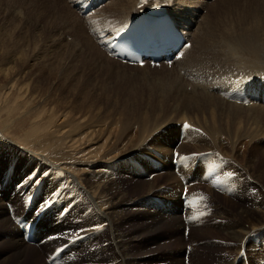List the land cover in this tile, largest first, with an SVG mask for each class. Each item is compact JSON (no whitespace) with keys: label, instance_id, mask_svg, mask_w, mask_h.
Here are the masks:
<instances>
[{"label":"rangeland","instance_id":"374dc122","mask_svg":"<svg viewBox=\"0 0 264 264\" xmlns=\"http://www.w3.org/2000/svg\"><path fill=\"white\" fill-rule=\"evenodd\" d=\"M253 1L264 2L206 1V5L197 12L196 19L205 22L203 18L208 17L214 23L217 21L218 32L225 31L223 35L237 40L236 35L241 37L245 34L240 31L241 25H253L254 18L248 14L255 5ZM63 4H66L65 0H0V203L3 202L0 264H15L11 258L14 250L11 234L20 231L26 238V228L39 215L42 216L36 223L35 236L31 240L26 239V244L41 249L45 241L52 242L71 235L67 242L60 243L59 248L49 252L52 254L45 255L39 264H57V253H67V264H192L199 256H202L200 264H218L233 250L232 242L223 236V232L232 230L230 222L235 223L240 208L249 209L255 214L256 222L259 219L264 223V131L240 135L237 141L228 138L226 132H218L217 145L213 144V139L207 137L197 121L180 118L191 110L176 106L171 100L166 102L158 94V90L171 86L174 91L184 93L179 86L181 83L187 87L191 72L179 71L176 65L166 67L165 63L158 66L149 64L153 68L124 67L112 57L120 63L114 61L113 65L124 77L121 81L109 78L100 70L101 60L98 65H92L90 50L97 44L86 17L81 16L71 3ZM62 6L74 9L79 19L72 10L64 11L65 16L63 12L59 17L57 12ZM104 11L95 19L121 21L123 14L109 8ZM220 40H217L218 47L223 45ZM219 51L229 57L223 50ZM86 62H91L92 66ZM220 66L219 75L214 79L208 78L219 86L228 75L230 81H238L242 69H248L236 58L224 65L221 59ZM15 70L17 75L13 73L12 77L18 79L12 81L10 72ZM205 72L209 73V70L201 74L202 79ZM218 85L210 87L209 84L207 92L222 99L219 92L215 93ZM261 85L264 88V83ZM10 106L19 108L12 122ZM29 106L36 108L30 109ZM243 108L251 111L247 106ZM38 111H41L38 114L42 118L34 115ZM53 112L56 115L51 119L52 127L43 129V117L47 121ZM92 118L97 126L86 129L89 135L76 148L59 143V131L54 135L49 133V130L61 127L62 122L68 125L61 127L65 130L70 124L77 126ZM146 119L153 122L144 132L148 136L140 131L139 125ZM185 121L191 123L186 127ZM120 124L125 125L126 133L116 145L118 148L111 152L108 150L106 158L104 156L107 162L102 164L110 172L109 181L117 183L120 192L126 194L122 201L125 204L121 206L123 212L110 226L97 227L99 220L95 218L93 206L87 205L80 195L66 198L71 212L69 207H65V202L58 205L64 198L61 191L68 185L60 178L63 172L55 168L51 175L41 169L39 155L35 153L40 148V141L26 146L20 138L31 130L38 132L37 138L41 141L51 137V143H59L61 150L49 158L76 171L79 177H86L80 178V182L84 188H89L94 179L87 168V161L99 158V146L105 143L110 146L119 139ZM220 124V128L226 129L225 123ZM74 137L78 140L82 135ZM202 145L206 147L200 150ZM23 146L31 153L23 150ZM182 158L184 163L181 164L185 167L174 168L173 161H182ZM195 159H200V165L198 168L193 166L190 172ZM43 174L46 179L42 178ZM186 176L189 180L184 183L183 177ZM147 184L152 186L149 190ZM182 195L190 205L193 204L192 213L185 212ZM49 218L53 219L51 226L45 225ZM7 220H12L13 230L12 226L5 224ZM251 225L249 222L236 224V230L248 229ZM253 231L258 234L256 232V237L252 238L253 235L248 239L245 243L247 250L243 248L239 255L247 251L264 253V228L258 231L255 227ZM45 233L46 236L43 235ZM79 245L78 251L71 248ZM241 257L243 261L244 255ZM249 263H252L250 259Z\"/></svg>","mask_w":264,"mask_h":264},{"label":"bare ground","instance_id":"6f19581e","mask_svg":"<svg viewBox=\"0 0 264 264\" xmlns=\"http://www.w3.org/2000/svg\"><path fill=\"white\" fill-rule=\"evenodd\" d=\"M65 1H66V4L69 5L68 4V3H70L69 0H65ZM206 1H212V0H203V1H199V0H108L101 8H99L96 11L95 14L86 17L85 20L87 23H89V28H90L91 34L93 35V37H95L96 44L98 46L97 47L96 45H94V49L92 48L90 50L91 51L90 53H92L90 55L91 61L93 62L92 65L93 64L98 65V61L101 60L102 64L99 65L101 68L100 70L105 72V74L109 78L113 77V78H116L117 81H121L124 76L122 75V72H120V70L116 69L113 65V64H115V62L120 64L118 62L120 60L113 57L114 59L118 60V61H116L111 56L110 58L113 60L112 61L109 58V53L106 50V47L102 46V41H103L105 34L109 32L112 35L114 32H113V30H109V29H117V31H118L119 29L123 28L130 21L131 18L138 17L139 15H141V13L145 12L149 6H152V5H155L158 3L165 4L168 8L169 14L175 19L176 24L179 26V29L181 31L184 30L185 33L187 34L188 38L191 40V44H190V47L188 46L187 48H185L181 52V55L177 60H175L173 63H170L169 66H168V64H164V65L165 66L167 65L166 67H174L173 65H176L178 67V70L183 71V72L192 71L190 73V76H192V77H191V81L187 84V87L184 88L183 84L180 83L179 89H182L184 93H181L180 90H179V92L174 91L175 89L171 88V87H173V86H171V87H163L162 90H158V94L160 96H162L166 102L171 100L173 103L176 104V106H182L184 109L191 110L192 111L191 113L184 112L180 116V118L184 119L185 117H188L191 120H194L195 122L197 121L198 126L201 127V129L203 131H205L207 137H209L211 140L213 139L212 143L217 145V139H218L217 134H218V132H222V133L226 132V134L228 135V138H232L233 140L237 141L239 139L240 135H244V134L253 135V134H257V131H259V130L264 131V94L262 93L264 88L262 87L261 84H258V82H257L260 80V78L262 76H264V2L263 1H259V2L253 1L255 3V5H253V7L250 8V10L248 11V14H251L250 17L254 18L253 25H249L250 23H248L249 26H247V27H246V25H244V26L241 25L242 27L240 28V31L244 32L245 34L241 35V37L236 35L238 37V39L234 40L233 38L231 39V37L226 35V34L223 35L225 31L224 32H221V31L218 32L217 31V21H216V23H214V21L209 20L208 17L206 19L203 18L205 22L197 21L198 19H196V16H197L196 14H197V12H199V10H201V8L203 6L206 5V3H205ZM109 3H111V4L109 6H107ZM53 4H54V2H53ZM66 4H63V5H66ZM105 7L111 9L112 11H117L120 14H123L121 16L122 17L121 21L120 22H118V21L106 22L105 18H103L102 20L95 19V17L97 18V15H99L100 13H102V12L105 13V11H104V10H106ZM241 8H243V7H241ZM59 9L61 10L60 12L59 11L57 12V15L59 17L62 15V13L64 11L68 10L71 12V10H72V14L76 17V19L77 18L79 19V16H77L74 13L75 10L72 8L70 10V6L65 7V8H64V6H62ZM64 16H65V12H64ZM55 17H57V16H55ZM197 24H198V26H195ZM244 24H247V21L244 22ZM218 25H219V23H218ZM105 27H107L109 29L103 30ZM194 27H197V28L194 30ZM226 28L228 29V27H226ZM230 28H231V26H230ZM226 31L228 32V30H226ZM230 31H232V30H230ZM228 34H230V33H228ZM219 38L221 39L220 41L223 45H220L218 47L217 40ZM219 50H223L224 52H226L229 55V57L224 56L222 54V52H220ZM98 56L100 57V59H98L99 58ZM232 58H236L238 60H241L243 63H245L247 65L248 69H245V70L242 69V75H241V77H239V80H241L243 78H247V77L250 78L253 76V80H254V82H256L255 93L259 92L258 94L260 95L259 101L258 100L253 101V98H251L250 101H253V102H251L250 104H244V103L238 102L236 100H232L231 97H229L227 94H225L224 91L222 90V88L230 89L234 86V84L236 82V81H233L234 84H229V81L231 80L228 77L229 75L226 76L227 80L223 84L221 82H219L220 84H222L221 86H219L218 83L211 80V79L216 78L219 75L220 70L222 69L221 66L219 67L221 59H222V65H224L230 59L232 60ZM86 64H89V63L86 62ZM123 64H120V65L124 66V67L134 66V67L138 68V65H129V64L123 65ZM92 65L90 62L89 66H92ZM144 66H145V68H149L150 65H144ZM151 68H153V67H151ZM205 70H209V73L205 72L206 75L202 79L201 74H203ZM13 73L15 74V76L17 75L16 70H15V72L14 71L10 72V79L12 81H16V79H18V78L14 79L15 76L12 77ZM183 74L185 75L186 73H183ZM113 78H111V79H113ZM166 78H167V76H166ZM170 78H169V80H170ZM208 78H211V79H208ZM209 80L212 81L213 85L211 84V82ZM156 81H158V80H156ZM209 84H210V87H212V86L216 87L217 85L219 86L218 89L215 88V93L219 92L223 96L222 99L216 98L215 96H213L212 94L207 92V90L209 88ZM82 86L85 87L84 83L82 84ZM186 88L188 91L186 90ZM226 98H227V101L230 102V104H228V102L225 100ZM171 101H169V102H171ZM244 106H247L249 109H251V111L245 110L243 108ZM29 107H30V109L36 108V107H31V106H29ZM17 109H19V108L15 107V106H13V107L10 106V122H12V117H16L15 114H18ZM38 113H41V111L34 112V115H39ZM27 114H29V112H27ZM55 115H56L55 112L51 113L48 116L47 121H44V117H45L44 116L42 121L45 122V123H43V124H45V126L43 125L41 127L43 129H45V128H47V126H51V119H53V117ZM40 117L42 118V115ZM40 117H39V119H40ZM89 118H91V117H89ZM94 120L95 119L92 118V119L86 121L85 123H81V124L79 123V125H77V126H75L76 124L74 126H71V124H70L69 125L70 127L68 129H65V130H61V127L64 126V128H65V126L67 124L65 125L62 122L61 123L62 126L60 125L61 127H57L56 129L49 130V133L51 132L50 134L54 135L55 133H57L59 131V133H61L60 137L58 139L59 143H66V145L68 147L76 148V146L81 144V142L86 139L85 138L86 135H89V133L86 132V129L97 126L96 121H94ZM174 120H176V119H174ZM222 122L226 124V129L220 128V125H221L220 123H222ZM106 123H104V124H106ZM151 123H153V122H150V120H148V119L139 122L140 131L144 134V132L147 131L148 127H150V125H152ZM120 125H121V128H120L121 133L117 134V138H119V139L110 146H107L108 145L107 143H105L103 146L102 145L99 146L98 147V149H99V153H98L99 158L98 159L95 158V160H90V161L86 160L87 166H88L87 168H89V171L91 173V178L94 179V182L90 184L89 188H84L80 182V178H86V177H83V176L79 177V174L76 171L70 170L68 167L61 165V164H58L55 161H53L51 158H49V155L56 154L61 149L58 148L59 143L57 145H54L53 142L51 143V140H52V139H50L51 137H49V138L47 137L48 139L45 138L46 135L48 134L47 131L44 132V135H45V137H44L45 139H43L44 141L43 140L41 141L39 138H37V135H39V134H37L38 132L36 130H31V133H26V136L24 138H22V137L20 138V139H22V141L23 140L25 141L26 146H29L35 142L40 141V146H39L40 148L38 150H36V152L35 151H33V152H35L36 154L39 155L38 158L41 161L39 163V165L41 166V169H43L45 172L49 171L51 173V175L55 172V168H57V169H59V171L63 172V175L60 174L61 175L60 178L64 179V181L67 182L68 185L64 189H62L60 195H61V197H64V198L61 199V202H59L58 205H62V203L65 202L66 203L65 207L67 208V207H69L67 205L69 203V201L66 198H69L71 195H73L76 198L78 195H80L81 199H84L85 201L88 202V203L86 202L87 205L93 206L92 209L95 213V218H98V220H99L97 227L110 226L120 216V213L123 212V207H121V206L123 204H125V203H122V201L126 197V194L120 192L119 186L117 185V183L114 184V181L113 182L109 181L110 172H109L108 168H106V166L102 164V163L107 162V160L105 161V158L107 156L106 153L108 152V150H110V152H111L112 149L118 148V146H116V145L118 144L120 139L123 138L124 134L126 133L125 125L124 124H120ZM38 130H39V128H38ZM96 131H99V130H96ZM116 131H118V129ZM94 133H96V132H94ZM78 134H81L82 137H80L77 140V138L74 136H76ZM40 135H42V134H40ZM146 135H147V133H146ZM142 136H140V137H142ZM33 137H36V139ZM251 137H253V136H251ZM93 138L94 137H92V139ZM33 139H35V140L33 141ZM143 139H144V137H143ZM79 141H80V143H79ZM144 142L146 143V140ZM134 144L135 143H133V145L132 144L131 145L134 146ZM42 145L44 147H41ZM204 146L205 145H202V147H200L199 149L200 150L205 149L206 146L205 147ZM22 148H23V150L26 149L25 146H23ZM14 151H17V153H22L21 151L16 150V149H14ZM25 151H28L31 153V151L28 149H26ZM51 151L54 153H50ZM127 151H129V150H127ZM26 154H29V153H26ZM104 156H105V158H104ZM101 161H103V162H101ZM110 162H112V161H110ZM84 171H86V170H84ZM84 171H82V172H84ZM89 174H88V177H89ZM45 177H46L45 174H43L42 178L46 179ZM96 179H98V180H96ZM151 187H152L151 184H147L148 190ZM52 191H54V190H52ZM52 191H49V194ZM52 194L53 193H51V195ZM181 204H182V201H181ZM2 205H3V202L0 203V216L3 214ZM182 206H184V205L182 204ZM191 209H193V204L192 205L189 204L187 206L186 213H189V212L192 213ZM69 212H71V206L69 207ZM4 217L6 218V216H4ZM236 217H237V219H236L235 223L237 225L244 224V222H249V224H252V225L248 229L243 228L240 231V230H236V224L234 222H230V224L232 225V230H227V231L223 232V236H225L227 239H229L228 241H230V243L232 242V244H233L232 249L233 250L229 252L230 254H226L224 256V258L219 261L218 264H242L244 261H246V259H245L246 256L249 257V259L251 260V262H252L251 264H264V262L261 263L262 260L264 261V253H258L257 254L256 251H252L251 253L247 251L246 255H244L243 261L239 258L240 250H242L243 248H246V250H247V246H245V243L248 241V239L253 235L254 236L252 238H254L258 234L257 231H253V228L256 227V230H258V231L262 230L264 228V225H263L264 223H262L259 219L256 222L255 220L257 218H256L255 214L251 213L249 211V209H247V208H240V210L236 214ZM37 219L38 218L35 217L32 220L33 223H31L32 224L31 226L36 225ZM2 220H4L3 217H2ZM19 222H22V220ZM52 222H53V219L49 218V220L47 221V223H45V225L51 226L53 224ZM5 224L10 225V227L12 226L11 230H13L12 220H7ZM93 226L94 225L92 224L91 230L95 229V228H93ZM26 230L28 233L29 230L27 228H26ZM256 232H257V234H255ZM37 235L39 236L40 232ZM43 235L46 236V233ZM70 236L71 235L68 234L62 239H57L58 241L53 240V239H52L53 240L52 242L45 241L44 242L45 244H43V248L40 249L37 246L35 247V246H31V245L26 244L27 242H26V238L24 237V235L22 236L20 231H14L13 235L11 234V239H13V240L12 241L10 240V242L12 244H14V250H13V254H12L11 258L13 259V262L15 264H25V262L27 264H39L45 255L48 256V255L52 254L49 252H51V251L54 252V250H56V248H59L58 245H60V243L62 244V243L67 242L69 240L68 238H70ZM71 248L73 250L76 249L78 251L80 248V245L78 248L72 247V246H71ZM249 250H251V249L249 248ZM234 251H235V253H234ZM77 255L81 256V253H78ZM201 257L199 256L195 260V262L192 264H200ZM55 260L57 261L56 262L57 264H67V262H66L67 253H59V254L57 253ZM46 263L50 264V262H46Z\"/></svg>","mask_w":264,"mask_h":264},{"label":"snow or ice","instance_id":"6c2138e0","mask_svg":"<svg viewBox=\"0 0 264 264\" xmlns=\"http://www.w3.org/2000/svg\"><path fill=\"white\" fill-rule=\"evenodd\" d=\"M157 6H159V5H157ZM190 47V46H189ZM186 127L188 126V125H185Z\"/></svg>","mask_w":264,"mask_h":264}]
</instances>
